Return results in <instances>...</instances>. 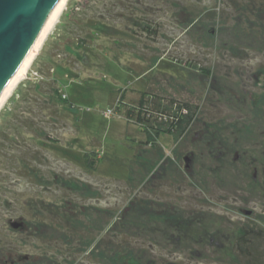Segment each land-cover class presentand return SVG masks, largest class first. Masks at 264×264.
Masks as SVG:
<instances>
[{
    "label": "rangeland",
    "instance_id": "rangeland-1",
    "mask_svg": "<svg viewBox=\"0 0 264 264\" xmlns=\"http://www.w3.org/2000/svg\"><path fill=\"white\" fill-rule=\"evenodd\" d=\"M146 91L197 105L179 140L127 121ZM263 209L264 0H68L0 108L1 257L224 264Z\"/></svg>",
    "mask_w": 264,
    "mask_h": 264
},
{
    "label": "trees",
    "instance_id": "trees-1",
    "mask_svg": "<svg viewBox=\"0 0 264 264\" xmlns=\"http://www.w3.org/2000/svg\"><path fill=\"white\" fill-rule=\"evenodd\" d=\"M124 1L128 2L129 0ZM115 5L117 4L115 3L111 5L112 9ZM110 11L112 12V10ZM107 14H109V12ZM110 15L111 13L109 16ZM142 29L146 33H151L153 30L152 26L148 23L142 24ZM202 71L204 73L208 72L204 69ZM51 83L53 86L50 89L52 94L50 97L56 98L57 101L61 103H66L65 98H62L59 95L60 89L55 84L56 80L54 78ZM196 114L197 105L174 98H166L157 94L148 93L147 91L142 92L137 101L133 104H129L125 111L127 121L138 125L146 134L145 144H147V146L151 143L154 136L160 134H167L173 139L179 140L194 122ZM32 129L34 135H36L33 136L38 139V131L34 128ZM86 161L88 165L91 164L90 159L87 158ZM17 162L19 163V168L21 167L24 170L28 169L31 173L34 171L33 166L26 164L24 159L19 158L17 159ZM62 182L64 186L70 188L71 182L69 180L63 179ZM81 185L85 186L83 182H81ZM71 187L72 189H77L75 185H72ZM89 194L94 195L95 192ZM34 216L38 218V212H35ZM20 219L22 220L20 222L22 223L21 229H14L9 221L8 224L12 230L22 233L28 230V224L26 222L27 219L24 217H21ZM16 221L19 222L20 220L16 219ZM36 224L38 227L41 225L38 222ZM177 224H179V222ZM1 244L2 243L0 242V262L4 260V257H1V254H3V250L6 249L7 246ZM131 254V252H128L126 256L131 259L133 258L131 257ZM135 261H139V258H133V262ZM148 262L149 261H147V263ZM2 263L3 262H1V264ZM224 264H264V228L255 224V222L250 221L238 225L236 227L235 236L233 237L231 252L227 256Z\"/></svg>",
    "mask_w": 264,
    "mask_h": 264
},
{
    "label": "water",
    "instance_id": "water-1",
    "mask_svg": "<svg viewBox=\"0 0 264 264\" xmlns=\"http://www.w3.org/2000/svg\"><path fill=\"white\" fill-rule=\"evenodd\" d=\"M59 2L0 0V99L40 39ZM10 224L14 229L22 228L18 221Z\"/></svg>",
    "mask_w": 264,
    "mask_h": 264
},
{
    "label": "bare ground",
    "instance_id": "bare-ground-1",
    "mask_svg": "<svg viewBox=\"0 0 264 264\" xmlns=\"http://www.w3.org/2000/svg\"><path fill=\"white\" fill-rule=\"evenodd\" d=\"M67 1L68 0H60L58 6L56 8V10L54 11V13H53L50 21L48 22V24H47L44 32L42 33L40 39L38 40V42L36 43V45L32 49L31 53L29 54V56L25 60L24 64L22 65V67L20 68V70L18 71V73L16 74L15 78L13 79V81L11 82V84L9 85V87L7 88V90L4 93V95L0 99V108L5 103V101L7 100V98L10 96V94L12 93V91L16 87V85L25 76V74H26V72H27L30 64L32 63V61L34 60V58L36 57V55L38 54L40 48L43 45V42L45 41V39L48 36L50 30L55 25V23L58 21V18L61 16V14H62V12H63V10L65 8V5L67 4Z\"/></svg>",
    "mask_w": 264,
    "mask_h": 264
},
{
    "label": "flooded vegetation",
    "instance_id": "flooded-vegetation-1",
    "mask_svg": "<svg viewBox=\"0 0 264 264\" xmlns=\"http://www.w3.org/2000/svg\"><path fill=\"white\" fill-rule=\"evenodd\" d=\"M185 162H186V160H185ZM184 168H185V170H187V168H188V165H187V163L185 164V166H184ZM22 256H16V259H14V258H9V260L8 259H6L5 260V258H4V260L3 261H1V262H3L2 264H19V262L22 260ZM26 260V259H25ZM24 260V261H25ZM27 261V260H26ZM73 263V262H72Z\"/></svg>",
    "mask_w": 264,
    "mask_h": 264
}]
</instances>
